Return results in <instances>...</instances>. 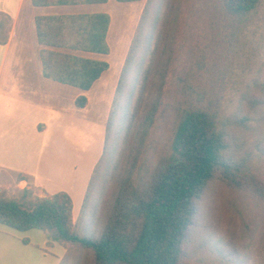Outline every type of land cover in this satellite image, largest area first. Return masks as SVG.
I'll use <instances>...</instances> for the list:
<instances>
[{
    "label": "trees",
    "instance_id": "obj_1",
    "mask_svg": "<svg viewBox=\"0 0 264 264\" xmlns=\"http://www.w3.org/2000/svg\"><path fill=\"white\" fill-rule=\"evenodd\" d=\"M31 1L34 7L108 3ZM262 1L149 0L114 100L115 104L148 32L144 68L132 92L125 137L133 148L99 233L86 235L74 223L73 199L68 193L40 197L31 189L12 196L0 190V225L17 232L42 231L47 246L86 252L92 256L91 264H182L197 203L213 182L231 187L253 185L264 192V184L259 186L257 178L229 156L233 141L238 140L235 132L249 129L264 105V95L255 94L264 93V78L257 77L264 71V60H256L259 71L249 79L236 74L233 79L227 69L230 57L239 56L237 42ZM0 18L10 25L6 14L0 12ZM35 21L45 76L90 91L110 65L84 55L110 54V16L52 15ZM87 104L85 96L75 102L80 109ZM241 106L246 113H241ZM21 180L25 179L19 176ZM23 244L30 245L28 240ZM64 261L69 264L67 258Z\"/></svg>",
    "mask_w": 264,
    "mask_h": 264
},
{
    "label": "rangeland",
    "instance_id": "obj_2",
    "mask_svg": "<svg viewBox=\"0 0 264 264\" xmlns=\"http://www.w3.org/2000/svg\"><path fill=\"white\" fill-rule=\"evenodd\" d=\"M148 1L120 3L110 0L104 6L70 11L106 12L111 16L108 36L110 54L102 58L110 64V69L90 93H84L90 99L87 108L80 109L73 105L68 108L63 121L69 122L71 128L68 129V125L63 123L60 133L50 143L43 145L40 141L37 145L25 144L26 149L30 148L32 157L19 159L31 165L33 171L37 163H44V172L52 176L46 162L50 161L51 152L55 153V174L50 183L46 182L47 192L41 188L32 190L40 197L68 193L73 199V221L86 235H97L102 228L113 200V191L124 174L127 156L133 148L125 143V137L134 101L132 92L144 68V42L148 39V32L131 61L115 104L114 100L120 75ZM26 14L29 15L28 8L24 12V19ZM22 24L23 21L19 23V33ZM0 26L2 31H6L9 25L4 18H0ZM236 50L239 56L232 55L227 68L233 79L237 75L248 79L256 76L259 71L256 60H264V0L237 42ZM257 77L264 78V71ZM174 93L175 87L171 85L170 95ZM255 94L264 95L260 91ZM35 101L39 100L32 97V102ZM12 104L10 111H13L14 117L9 119L11 123L3 130V137H16L21 129L29 132L34 122L45 120L48 114V111L31 108L28 103L19 105L13 100ZM239 110L243 114L247 112L242 106ZM256 116L258 120L253 121L249 129L235 132L238 140L233 141L229 156L248 169L260 186L264 184V105ZM152 139L153 136L149 142ZM6 188L8 190L1 191L6 190L9 196L19 192L9 179ZM46 237L39 230L17 232L0 225V264H56L58 258L60 263L67 258L69 264H91L92 256L86 252L78 249L68 251L57 244L44 246ZM23 240H28L30 245L25 246ZM182 264H264V192L253 185L231 187L218 180L213 182L197 203V213L184 246Z\"/></svg>",
    "mask_w": 264,
    "mask_h": 264
},
{
    "label": "crops",
    "instance_id": "obj_3",
    "mask_svg": "<svg viewBox=\"0 0 264 264\" xmlns=\"http://www.w3.org/2000/svg\"><path fill=\"white\" fill-rule=\"evenodd\" d=\"M106 4L34 7L31 0H0V12L6 14L11 19L7 31H2V26H0V190H8L6 187L7 179H9L14 183L16 191L41 188L47 192L46 182L50 183L53 180V174H55L56 155L51 152L50 161L46 162L51 168L49 173L52 175L47 176L48 172H44L43 170L44 163H37L36 170L33 171L31 170V165L24 164L19 160L25 158L28 160L32 157L30 148L26 149L25 144L36 143L37 145L40 141L43 145L50 143L54 136L60 133L62 124L64 123L63 118L69 110L68 108L71 105L77 107L75 105L76 100L80 96H84V93H90L102 78L87 92L48 79L44 74L40 57L43 47L40 46L37 39L36 18L52 15L106 13L70 12L71 10L85 11L87 10L86 7L93 9L96 8L95 6L99 7ZM58 7H71L75 9H58ZM26 8H28L29 15L27 16L26 14V18L24 19ZM40 9H44V11ZM21 21H23V24L21 33H19L18 28ZM109 32L110 28L107 34V42ZM84 56L103 61V56L107 55L87 54ZM32 97L37 98L39 101L32 102ZM13 100L19 105L28 103L31 108L48 111V114L45 120L34 122L29 132L26 129H21L19 134L15 135L16 137L14 135L13 137H3V130L9 127L11 123L10 118L14 117L13 111H10ZM87 100L88 104L86 108L90 105L88 97ZM64 124L68 125V129L72 127L69 122ZM15 160L18 161L15 162ZM8 175H10L9 178ZM19 176L25 180L18 181ZM47 242L48 240L43 243L46 247ZM59 263L60 259L58 258L56 264Z\"/></svg>",
    "mask_w": 264,
    "mask_h": 264
}]
</instances>
